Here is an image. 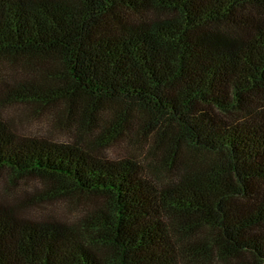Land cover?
I'll return each instance as SVG.
<instances>
[{"label":"trees","instance_id":"trees-1","mask_svg":"<svg viewBox=\"0 0 264 264\" xmlns=\"http://www.w3.org/2000/svg\"><path fill=\"white\" fill-rule=\"evenodd\" d=\"M7 61L4 94L95 134L0 118V170L95 198L69 221L0 200V264H264V0H0ZM121 141L140 157L99 153Z\"/></svg>","mask_w":264,"mask_h":264},{"label":"rangeland","instance_id":"rangeland-1","mask_svg":"<svg viewBox=\"0 0 264 264\" xmlns=\"http://www.w3.org/2000/svg\"><path fill=\"white\" fill-rule=\"evenodd\" d=\"M24 67L9 61L0 63V118L15 132L29 135L42 136L62 143L78 141L83 144L93 141L95 130H77L75 126L59 119L56 114L60 106H48L36 103L16 102L3 93L4 84L27 76ZM64 117V114H63ZM133 146L127 142H116L113 145L100 148V154L112 159L120 158L134 153ZM40 179L34 175L16 176L8 171L0 170V200L12 201L22 199L21 213L33 218L54 217L64 220H73L87 206L94 195L75 192L65 198L45 199L42 193ZM39 198L44 200L38 201Z\"/></svg>","mask_w":264,"mask_h":264}]
</instances>
